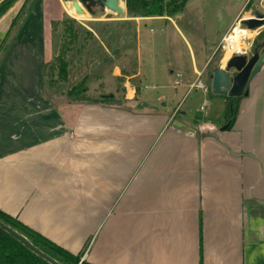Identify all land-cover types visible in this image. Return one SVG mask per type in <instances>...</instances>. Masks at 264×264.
<instances>
[{"label":"crops","instance_id":"1","mask_svg":"<svg viewBox=\"0 0 264 264\" xmlns=\"http://www.w3.org/2000/svg\"><path fill=\"white\" fill-rule=\"evenodd\" d=\"M242 10L210 55L205 44L198 53L184 44L189 66L183 49L162 44L159 60L156 44H149L143 59L138 43L141 23L164 22L180 34L177 14L128 18L132 37L100 65L112 62L107 70L125 87V101L62 105L44 90L56 45L32 44L37 40L24 14L21 36L0 57V211L91 264L264 260V228L260 234L251 228L258 206L264 211V62L248 81V94L234 98L231 127L228 96L213 94L207 74ZM175 73L179 85H173ZM204 74L208 84L200 80ZM132 80L138 89L128 85ZM146 80H170L174 91L167 98L170 91L157 85L147 102ZM101 87L113 99L122 95ZM193 90L206 106L215 102L214 116L212 109L195 120L184 110L181 102Z\"/></svg>","mask_w":264,"mask_h":264},{"label":"rangeland","instance_id":"2","mask_svg":"<svg viewBox=\"0 0 264 264\" xmlns=\"http://www.w3.org/2000/svg\"><path fill=\"white\" fill-rule=\"evenodd\" d=\"M245 1L188 0L183 10L176 13L177 15L174 18L180 34L174 30L172 25L165 24L164 22L141 23L139 27L140 40L138 43L141 44L143 59L148 58L149 44H156V50L159 51V60H162V49L160 48L162 44H168L169 46L165 47L169 49L173 48L172 51L178 48L183 49L186 56L185 59L183 58V62L186 66H189V57L184 44H190L196 53L201 51V48L202 52H204L205 44L207 55H210L218 43V37L234 16L237 13L240 14L242 9V11L245 10L243 8L244 5L249 4V10L243 12L245 16L247 14L249 16L264 15V0H247V3L244 4ZM71 2L72 0H16L0 20V57L2 51L5 49L4 46L6 47L14 38L19 39L21 36L23 31L20 30L23 29V25L19 21L23 18L24 14H28L26 22L29 19V22L32 23L29 35L32 33L33 39L37 40L32 44H50L52 47L56 45L57 52L54 56L56 57L59 54L61 44L68 43L69 38L63 35V33L64 27H67L65 21L70 18L75 21L73 29L76 33V38L72 44L68 43L70 45L68 47L69 51H67L65 56V60L69 63L66 79L65 81H58L56 71L51 72L49 70L50 65H45L44 90L46 97L51 100V103L56 105H62L63 103H84L83 100H80L78 93L71 92V88L85 78L86 96L89 99L98 100L101 96L105 95L101 87L105 86L108 91L114 93L122 92V95H118L116 99L112 100L125 101L123 99L125 87L122 82L108 73L107 65H111L112 62L106 60L105 64L100 67L101 63L110 56L117 46L125 44L130 40L135 31L134 24L132 21H129L132 19H128L133 17L127 14L124 0H118L119 6L124 9L121 15H117L101 7H95L92 12L86 11L84 15H77L71 6ZM239 25L245 29L241 22ZM254 31V35L250 37L245 46L244 54L247 56L252 54V48L255 46L254 43H257L259 39L264 37V26ZM43 35L46 42L42 38ZM28 38L26 37L24 40H28ZM40 39L42 40L41 42ZM24 40H21L17 44H26ZM130 44H135V41H131ZM27 52L31 53V51ZM117 53L119 52L117 51ZM54 57L47 63L52 62ZM169 58L172 59L173 54L169 55ZM222 58L223 53L217 52L214 55L207 68V74H210L211 70L215 68V64L220 63L223 65L221 67H225V64L220 62ZM175 74L174 78H176ZM200 80L204 84H208L205 74ZM128 85L131 88L138 89L135 80L129 81ZM157 85L158 89L163 86L166 88L164 91H170L166 94L167 98L174 91L170 87V80H146L142 82V98L148 99L149 101L147 102L152 101L156 95V90H158ZM215 96L217 97V95ZM182 103L184 110L187 109L190 117L195 120L201 119L207 111L216 109L215 102L211 103L210 101L209 105L206 106L201 96L194 90L184 98ZM129 104H134V102H129ZM200 106L202 107L201 109ZM216 112V110L213 111L212 116ZM218 118L212 121L214 122ZM251 228L259 234L264 228V211H261L259 206ZM256 264H264V260L259 259L258 256Z\"/></svg>","mask_w":264,"mask_h":264},{"label":"trees","instance_id":"3","mask_svg":"<svg viewBox=\"0 0 264 264\" xmlns=\"http://www.w3.org/2000/svg\"><path fill=\"white\" fill-rule=\"evenodd\" d=\"M188 0H124L126 12L130 17H152L166 16L170 17L183 10ZM16 0L0 1V18L13 6ZM249 10V4L245 6L244 11ZM74 20L68 18L65 21L67 27H64L63 35H66L68 43H73L76 33L73 29ZM61 44L59 54L54 57L53 61L47 63L50 65L51 72L56 71L58 81H65L68 68V61L65 60L69 44ZM5 48V46H4ZM50 80V79H49ZM87 88L85 86V78L79 84L71 88V92L78 93L80 100L84 103L108 102L113 99L110 94H105L98 100L89 99L86 96ZM226 104V120L229 121L231 127L237 109L234 105V98L228 97ZM0 221L11 227L18 233L25 236L36 248L56 260L60 264H91L87 261H81L79 254H71L68 251L57 246L50 240L46 239L37 232L31 230L27 226L20 223L13 217L0 211ZM0 264H49L44 259L36 255L34 252L23 246L17 239L0 229Z\"/></svg>","mask_w":264,"mask_h":264},{"label":"water","instance_id":"4","mask_svg":"<svg viewBox=\"0 0 264 264\" xmlns=\"http://www.w3.org/2000/svg\"><path fill=\"white\" fill-rule=\"evenodd\" d=\"M100 5L104 9L117 15H121L124 11V9L119 6L118 0H100ZM71 6L77 15H84L86 11H89L88 7H82L80 0H72ZM241 23L244 25L245 29L254 31L264 26V15L258 14L256 17L242 20ZM263 62L264 39L254 46L250 56L245 54L235 55L226 61L225 67L213 68L209 74L211 91L215 95L228 96L231 98L246 96L248 94V91L246 90L247 83L259 72V63ZM110 103L114 104L116 102L111 101ZM224 129L225 128L222 127L220 128V131H223ZM0 229L17 239L23 246L44 259L47 263L60 264L36 248L25 236L1 221Z\"/></svg>","mask_w":264,"mask_h":264},{"label":"built area","instance_id":"5","mask_svg":"<svg viewBox=\"0 0 264 264\" xmlns=\"http://www.w3.org/2000/svg\"><path fill=\"white\" fill-rule=\"evenodd\" d=\"M258 15V14H257ZM255 16H248L245 17V14L242 13L240 17L237 18L236 23L222 36L218 46L216 47L215 53L220 52L223 53V59L227 61L230 57L239 55V54H244V50L246 49V43L250 40L248 36H243L240 41H241V46L240 48L238 47V44L235 40V28L236 27H241L239 23L244 20V19H249L256 17ZM243 16V17H242ZM247 30V29H246ZM249 31V30H247ZM255 32V31H254ZM175 80L173 82V85H179L180 83V74L175 75ZM199 84V82H198ZM201 88L204 90V92H207V87L200 85Z\"/></svg>","mask_w":264,"mask_h":264},{"label":"flooded vegetation","instance_id":"6","mask_svg":"<svg viewBox=\"0 0 264 264\" xmlns=\"http://www.w3.org/2000/svg\"><path fill=\"white\" fill-rule=\"evenodd\" d=\"M80 1H81V5L82 6L84 5V7H88L90 12H92L95 7L103 8L100 5V0H80ZM263 39H264V37L262 39H259L257 43L255 42L254 45L256 46L257 44H259ZM253 48H252V50H253Z\"/></svg>","mask_w":264,"mask_h":264},{"label":"bare ground","instance_id":"7","mask_svg":"<svg viewBox=\"0 0 264 264\" xmlns=\"http://www.w3.org/2000/svg\"><path fill=\"white\" fill-rule=\"evenodd\" d=\"M252 34H253V32H251V31H247V30H245V29H243L241 27H236L235 28V40H236V42L238 44V47L240 48V46L242 44L240 39L243 36H248L250 38L251 37L250 35H252Z\"/></svg>","mask_w":264,"mask_h":264}]
</instances>
